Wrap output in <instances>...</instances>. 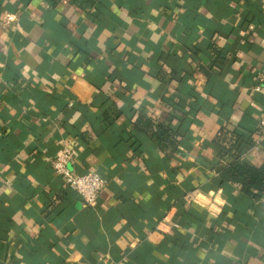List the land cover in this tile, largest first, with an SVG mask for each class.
I'll return each mask as SVG.
<instances>
[{"label": "crops", "instance_id": "0c3cea01", "mask_svg": "<svg viewBox=\"0 0 264 264\" xmlns=\"http://www.w3.org/2000/svg\"><path fill=\"white\" fill-rule=\"evenodd\" d=\"M259 73L264 0H0V264H264V197L218 183L215 143L264 162Z\"/></svg>", "mask_w": 264, "mask_h": 264}, {"label": "trees", "instance_id": "16d2710c", "mask_svg": "<svg viewBox=\"0 0 264 264\" xmlns=\"http://www.w3.org/2000/svg\"><path fill=\"white\" fill-rule=\"evenodd\" d=\"M143 124L152 126V122L144 120ZM152 139L164 147L166 143L175 145V134L165 126H158L157 130L150 129ZM173 138V139H171ZM241 136L232 131L222 130L215 143L220 147L219 154L226 158V163L218 167V183L226 182L236 185L248 198L260 199L264 197V162L260 165H253L241 159ZM165 144V145H164Z\"/></svg>", "mask_w": 264, "mask_h": 264}, {"label": "built area", "instance_id": "2783aa9c", "mask_svg": "<svg viewBox=\"0 0 264 264\" xmlns=\"http://www.w3.org/2000/svg\"><path fill=\"white\" fill-rule=\"evenodd\" d=\"M6 22L15 20L13 13L5 15ZM254 90L264 93V74L259 73ZM261 136H264V115L259 119ZM257 146V145H255ZM74 159V151L67 145H63L58 151L56 157L52 160V168L56 175H59L64 182L82 198L85 205L91 206L95 203L98 195L106 185L105 179L96 171L86 173H77L71 168ZM177 226V224H175Z\"/></svg>", "mask_w": 264, "mask_h": 264}]
</instances>
